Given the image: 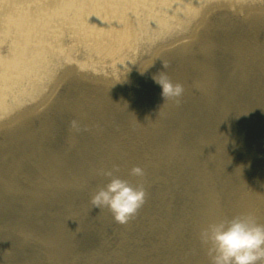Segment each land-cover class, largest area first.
<instances>
[{
  "label": "bare ground",
  "instance_id": "obj_1",
  "mask_svg": "<svg viewBox=\"0 0 264 264\" xmlns=\"http://www.w3.org/2000/svg\"><path fill=\"white\" fill-rule=\"evenodd\" d=\"M228 15L245 17L249 33L240 31L235 40L220 36L222 23L230 26ZM261 22L264 0H0V184L28 200L38 201L43 194V206L49 207L54 206L53 194L65 190L84 186L94 193L107 183L100 170L114 166H118L117 175L136 184L146 176L165 182L164 171L171 162L178 163L176 176L181 181L183 170L190 165L199 178L203 163L228 150L243 155L240 163L255 170L251 163L259 165V160L253 158L264 148V119L253 107L256 101L234 106L230 103L234 97L220 95L215 103L223 109L218 119L221 123L215 124L214 120L205 122L206 116L197 108L193 112L197 117L191 118L194 109L187 100L199 101L205 113L214 105L210 98L215 100L220 89L216 66L198 59L199 46L206 51L224 46L227 51L222 56L236 53L233 59L223 56L225 65L243 54L231 71H236V64L243 68L247 59L249 66L261 62L264 66ZM162 60L172 68H164ZM160 71L184 85L182 97L166 100L153 79ZM173 110L183 115V123L176 127V135L171 134L172 140L166 144L160 141L152 150L140 149L142 141L156 137L153 124L162 125ZM249 110L256 117L250 116ZM234 112L245 117L241 130H235ZM64 115L80 124L79 131L72 129V144L66 150L51 141L60 127L56 121ZM224 122L230 125L224 128ZM33 126L43 129L40 132ZM191 134L198 137L185 143ZM197 152L204 162L196 163L201 160ZM134 165L148 169L143 178L129 174ZM240 175L241 171L237 172ZM195 188L200 189L198 185L184 187L185 199L181 197L175 205L167 204V197L175 195L172 188L152 193L146 188L148 194L159 198L162 207L155 213L156 219L147 208L140 216H151L148 220L157 233H168L169 240L180 245L175 252L183 260L172 254L164 264H209L198 233L220 218L252 212L264 223V187L255 191L245 183L239 189L227 188L221 196L225 203L219 193L211 191L216 202H210ZM82 201H68L65 211L85 208ZM188 225L193 227L191 235L197 245L191 252L183 249L188 243L183 235ZM52 230L27 227L21 231L46 246V258L35 263L81 264L78 258H83V250L72 237ZM51 255L56 259L50 262Z\"/></svg>",
  "mask_w": 264,
  "mask_h": 264
},
{
  "label": "rangeland",
  "instance_id": "obj_2",
  "mask_svg": "<svg viewBox=\"0 0 264 264\" xmlns=\"http://www.w3.org/2000/svg\"><path fill=\"white\" fill-rule=\"evenodd\" d=\"M228 19H230V26L227 28L228 25L222 23L221 26L223 27V31L220 33V36L229 35L235 40L240 36V31L249 33L250 27L245 17L244 19H240L233 15H228L227 21ZM259 28L262 30L264 29V22L259 23ZM206 49L208 51L200 46L197 48L198 59H201L203 63L206 62L210 65L214 64L216 66L215 72L217 77L221 78V84L218 86L220 89L216 91L215 100L210 98V101L214 102V105L205 113L203 112V106L199 101L196 102L193 99H188L187 102L189 106L194 109L191 113V118L195 119L197 117L195 116L197 113H193L197 108V111L200 112V114L206 116L205 122L214 120L215 124L217 122L221 123V120L218 119L223 109H220V106L215 102L219 101L220 95L226 93L225 95L228 97H234L230 102L231 104H234V106H237L238 104H252L255 100L256 102L254 105L257 106L253 107L259 110L257 115L264 119V66H262V62L261 65L254 63L249 66L247 65V59L244 62L245 66L243 68H239L236 64V71H231V68L234 69L233 64H235V61L245 57L243 54H241L238 59H234L231 62V65H225L222 61L223 56L225 60L229 58L233 59L236 53L230 52L227 55H220L227 51L224 46L221 48L212 46L211 50L210 48ZM167 66L172 68L170 64ZM173 111V115L169 116L170 113H168V116L164 117V123L162 125L158 126V123L157 125L153 124L156 130V137L152 139L153 141H142L139 146L140 149L152 150L151 147L156 146L160 141L165 143L172 140V135H176V127H179L180 123H183V115L177 110ZM233 115L236 124L235 130H241L242 125L246 121L245 117L237 112H234ZM249 115L256 117V115L251 113L250 110ZM173 118H176L177 122H172L175 120ZM49 120L52 122L55 121L54 118H50ZM70 121H72V118L67 115L60 116L59 121H56L60 127L57 128L55 137L54 135L51 136V141L54 139L60 149L66 150L69 144H72L71 141H69V135L72 134ZM201 123L202 122L199 124ZM226 125L229 126L230 122L229 124L228 122L223 123L224 128ZM33 127L40 130V132L41 129H43L39 126ZM81 130H83V128H81ZM81 132L83 131H80V133ZM81 136L84 137L85 135L81 133ZM197 137V134H191L189 137H186L184 141L185 143L193 142ZM180 138H182V136H180ZM174 144L180 145V143ZM178 149H180V147ZM205 149L209 151L208 148ZM197 155L201 160H196V163L205 161L203 160L204 156L202 154L197 152ZM221 156L223 158H221ZM123 157L126 158L125 155H123ZM243 158V155H234V153H230L227 150V152L221 153L220 158L216 156L211 160L210 157V160L203 163V171H201V176L199 178L194 174L193 165H190V168L187 167L185 169L186 171L183 170L182 177L184 179L181 181L178 180L176 176V168L180 166V164L171 162L168 169L164 171L167 173V180L165 182L163 181V178L152 181L146 176L141 183L148 188L149 193L165 187L170 190L172 188L175 195L167 197V204L175 205L173 202L179 200L182 196H185L184 194H186V192L184 187H196L197 185L200 189L196 191L195 188L193 190L204 194L207 201L210 200V202H216L215 197L211 194V191H215L217 194H220L221 201L225 203L226 199L221 196L225 194L227 188L230 189L235 187V189H239L245 185V183L252 185L255 191H259L261 190L259 188L264 187V177H259V175L264 174V148H262L260 155L253 158L259 160V165L256 162L251 163L254 164L252 166L256 168L255 170L246 168L247 165L244 167L240 163V160ZM156 161L161 163L165 162L157 159ZM223 164L224 166H222ZM230 164L233 165L230 166ZM234 164L237 165V168ZM238 167H241V169ZM160 169L163 171V168ZM145 170L148 169L145 168ZM239 171H241V175L237 176V172ZM165 173L164 175H166ZM122 178L127 179L126 176ZM82 187L83 188L74 191L73 189H70L71 192H69L70 190H65L56 194L52 193L54 206L48 207L45 205L43 206V194L42 196L37 197L38 201L28 200L27 197L23 198L21 195H13L7 190V188H3V185L0 184V264H25L26 262L36 264V261L39 260L40 262H43L46 258V255L44 254V251L46 252V246H43V244L40 245L35 240L25 237L21 232L27 227L32 231H45L46 227H48L52 228V231H60L67 237H72V241L77 244V247L83 250V258L81 255L80 258H78L81 264H164V259L169 257V255L173 254V256L178 257L176 255L179 253L176 254L175 250L180 245H175L177 242L170 241L169 237H167L169 236L168 233H157L159 230H157L156 226L152 225L148 220L151 216H140L143 210L147 208L150 215L156 219L155 213L160 211V207H162L158 204L159 198L147 193V202L144 203L137 214L127 224H119L114 220L109 209L103 208L100 210L99 208H94L90 202L93 193L89 191V188ZM201 190L203 192H200ZM238 193L239 191L234 194ZM77 198H80L83 200L82 203H85V208L83 207L84 210L83 208L80 209V207H76L65 211L67 202ZM181 199L184 200L185 198L182 197ZM71 212L76 213L70 214ZM172 212L173 211H171L170 214H172ZM38 220L40 221L38 222ZM189 224L191 225V222H189ZM50 225H52V227ZM190 227L191 226L188 225L183 233L184 237L186 236L188 239V243L183 246V249L184 251L187 250L189 252L192 250L195 251L197 246L194 244L196 238L194 239L191 235L194 233L191 229L193 227ZM181 237L185 239L183 236ZM185 242H187L186 239ZM156 244L158 245L155 247ZM18 246H22L24 252L21 253L18 250ZM201 250L202 248L199 247V252H201ZM203 252H205V250ZM181 257L182 256L178 258L182 261L183 259ZM54 259L56 258L51 255L49 261L51 262ZM51 264L60 263L55 260ZM259 264H264V261L259 262Z\"/></svg>",
  "mask_w": 264,
  "mask_h": 264
},
{
  "label": "clouds",
  "instance_id": "obj_3",
  "mask_svg": "<svg viewBox=\"0 0 264 264\" xmlns=\"http://www.w3.org/2000/svg\"><path fill=\"white\" fill-rule=\"evenodd\" d=\"M164 68L167 62L162 60ZM154 81L161 86L166 98L182 97L184 85L173 82L166 72L154 74ZM70 128L80 130L79 121H70ZM118 166L101 169L100 174L107 183L99 187L91 196L94 208H107L119 224H127L144 205L147 190L143 183H131L116 174ZM134 177L143 178L145 170L134 165L129 170ZM198 239L206 249L209 264H259L264 261V223L252 212H244L228 218H220L199 230Z\"/></svg>",
  "mask_w": 264,
  "mask_h": 264
}]
</instances>
